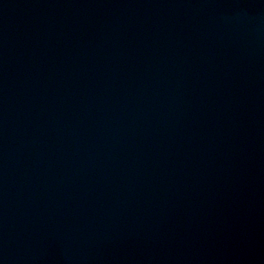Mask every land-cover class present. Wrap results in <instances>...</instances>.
<instances>
[{
    "label": "water",
    "instance_id": "1",
    "mask_svg": "<svg viewBox=\"0 0 264 264\" xmlns=\"http://www.w3.org/2000/svg\"><path fill=\"white\" fill-rule=\"evenodd\" d=\"M0 264H264V0H0Z\"/></svg>",
    "mask_w": 264,
    "mask_h": 264
}]
</instances>
